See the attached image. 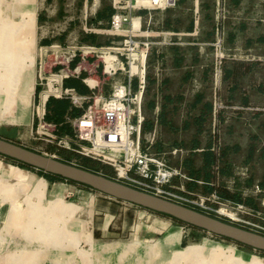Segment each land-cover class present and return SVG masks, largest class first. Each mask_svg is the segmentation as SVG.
Segmentation results:
<instances>
[{
  "label": "crops",
  "instance_id": "1",
  "mask_svg": "<svg viewBox=\"0 0 264 264\" xmlns=\"http://www.w3.org/2000/svg\"><path fill=\"white\" fill-rule=\"evenodd\" d=\"M228 2L233 7V16L224 22L223 34L225 47L235 56L225 60L219 97L231 108L240 109L234 112V121L228 126L221 118L223 115L212 113V105L202 92L193 93L194 100L188 105L189 81L194 75L199 80L205 75L202 67L195 68V64L209 52L206 44L213 38L210 5L214 7V0H180L172 9L153 11L150 13L153 24L149 27L146 11L132 19L133 32L152 35L151 63L145 74L141 105L144 115L142 130L144 133L158 130V136L156 140L147 139L143 146L150 144L151 148L155 147V152H161L165 145L187 144V156L182 150L170 159L189 178L203 182L201 185L186 182L189 190L201 187L205 192L216 191L214 187L223 185L224 178L232 175L229 173L233 165L231 159L236 161L243 157L244 163L250 161L254 142L264 141V0ZM112 12L109 0H8L5 3L0 0V73L8 80L12 72L15 75L23 58H27L32 67L34 41L41 47L52 42L98 46L110 43L112 39L128 40L132 36L130 33L128 36L110 35ZM162 34H168V37ZM242 54L249 55L250 60H241ZM78 61L76 58L69 67L76 68ZM87 62L88 69L99 65L91 58ZM106 64L108 69L109 63ZM6 70L9 74L3 73ZM96 70L98 73L92 78H87L84 71L70 77L80 80L85 87L80 94H88L87 84H101L103 92L110 93V89L104 86L109 78L101 74L100 66ZM30 76L33 80L35 71L34 75L31 71ZM31 82L34 91V80ZM136 82L134 78V87ZM3 83L0 82V87L6 90L7 82ZM24 83L18 85L15 82L10 88H14V94L19 93ZM33 91L26 103L20 100V96H15L9 113L12 121L0 122V137L8 140L29 137L26 128L39 126L38 121L46 112V106L38 102V88L36 95ZM4 94L0 92V100ZM205 126L211 130L202 140L203 149L199 150V136ZM193 127L188 138V128ZM50 129L54 136L59 135L56 127ZM22 132H26L25 135L22 136ZM260 148L261 154L257 158L263 161V172L257 176L254 170L252 177L247 182L245 179L243 184L258 181L264 187V145ZM196 149L199 157L193 154ZM36 173L31 168L0 159L1 264H128L131 257L133 261L129 264H162V259L165 263L168 257V264L188 261L185 258L173 262L176 253L189 245L180 251L176 247L186 236L194 239L192 234L197 231H185L182 224L171 218L97 191L90 192L92 190L86 186L65 180H48ZM241 186L237 183L236 190ZM69 195L77 197V201H67ZM248 203L254 205L252 200ZM134 240L138 245L130 248L129 243ZM203 249L202 246L198 258L191 259L208 264L209 254ZM223 252L230 255L228 259L232 262L228 264H250L255 258L264 264V259L237 247L226 248ZM19 253L24 254L19 261L13 262Z\"/></svg>",
  "mask_w": 264,
  "mask_h": 264
},
{
  "label": "built area",
  "instance_id": "2",
  "mask_svg": "<svg viewBox=\"0 0 264 264\" xmlns=\"http://www.w3.org/2000/svg\"><path fill=\"white\" fill-rule=\"evenodd\" d=\"M179 1L110 0L113 12L109 20V33L114 37L124 34L128 36L131 34L129 32H133L131 25L133 15L146 11L148 16H150L153 11L174 8ZM213 9V40L209 42V45L213 48L214 86L219 89L218 86L223 75V64L226 59L234 57L235 54L229 53L224 42L223 24L229 14L228 0H214ZM127 26H130V28ZM136 43L124 40V44L136 45ZM141 44L144 47H148V43ZM40 48L45 54L41 59V70L38 75V85L40 86L37 95L38 102L42 106H46L50 98L67 99L71 108L81 110L78 116H72L69 112L64 116L63 123L71 127L72 135L62 134L58 136H54L51 132L50 128H55L56 126L45 121V113L43 112L38 124L45 131L47 137L44 140L46 142L53 143L52 140L55 137L57 140L56 144L59 147L75 153L80 161L86 158L91 161H97L102 166L111 167L112 177L109 178L115 181L178 204L187 206L184 203L188 202V207L193 209L197 207L201 210L213 211L215 214L227 219V222L232 225L246 229L243 226L244 224L249 226L246 230L262 234L260 232L264 231V225L259 224V221L256 223L254 220L246 219L247 216H250L251 218L264 220V211H261L259 207L247 203L248 199L242 197H240V201L222 198L215 190L207 192L206 196H197L199 200H194L196 197L191 192L188 193V198L178 195L185 187L183 183L175 186L176 180L178 182L185 180L194 181L199 185L203 184L202 181L189 178L179 167L171 164L170 157L178 154L181 150L173 148L168 152H153L150 144L142 146L141 128L144 118L141 112V105L146 85V54L144 51L136 53L140 58H136L135 62H133L135 65L134 71L131 70L130 64L128 66L127 63L131 72L127 76L123 74L124 80L115 81L109 94L103 92L101 84H87L89 87L88 94H80L74 88L64 87V80L78 76L81 71L87 73V78L96 76L98 64H96L95 69H88L86 64H88L87 60L90 57L101 50L107 52L106 54H114L113 58H111V66L108 69H106V63L103 60L104 65L101 74L104 77L108 78V76L115 75L117 71H123V63L117 59V54H122V49H115L113 46L98 47L90 43L74 44L73 42L66 44L52 42ZM128 50L133 49L129 48ZM76 58H79L77 67L71 69L69 66ZM46 65H48L47 69L45 68ZM132 78L137 79L135 87L133 86ZM219 108H222V106L218 103L213 109L216 112ZM43 154L47 155L46 153ZM50 157L57 158L55 155ZM76 162L71 161L68 163L78 166ZM248 171L249 168L247 167L236 168V172L233 174L235 177H229L230 179L221 186L231 194L238 192L239 196H244L246 192H250L253 197H258V201L264 207V194H262L261 186L257 183L247 186L243 184L246 179L244 176L248 174ZM237 183L242 184L241 189L238 191L236 190ZM211 185L213 186L214 184ZM213 203L219 204V207L212 209ZM202 213L211 216L208 212ZM251 228L260 230V232Z\"/></svg>",
  "mask_w": 264,
  "mask_h": 264
},
{
  "label": "rangeland",
  "instance_id": "3",
  "mask_svg": "<svg viewBox=\"0 0 264 264\" xmlns=\"http://www.w3.org/2000/svg\"><path fill=\"white\" fill-rule=\"evenodd\" d=\"M1 2L5 3V2H8V0H1ZM110 5H111V2H110ZM205 9H208V6H206ZM210 9H211V11H210L211 14L213 15L214 14V9H213V7H211V5H210ZM212 9H213V11H212ZM232 9H233V7H232L231 3L229 2V14H228L227 19H229L231 16H233L232 15ZM133 16L135 17V15H133ZM147 20H146V24L149 27V26H151L153 24L151 16H148ZM128 28H130V26ZM142 32L143 31H141V32H136V31L129 32V33L132 34V36L130 38H127V39L129 41L137 42L136 45L124 44V40H125L124 38L123 39H120V38L112 39V40H110V43L98 45V47L99 46H101V47L113 46V48H115V49H117V48L122 49L121 50L122 54H117V59L120 60L123 63L124 70L123 71H117L115 75L108 76L109 79L105 80V85H104V86H107V89H111V86L114 84L115 81L121 80L120 78L123 76L121 74H124V75L127 76L128 73L131 72L130 68H131L132 71L135 70V65H134V63H131V62H135V61H132V56L133 55H135V58H140L139 55H137L138 57L136 56L137 52H139V53L141 51L145 52V54H146V56H145V74L148 73L149 65L151 63V56H152V54H151L152 49H151V44H150V42L152 41V35H150L151 36L150 37L149 35L147 36L146 34H140ZM162 35H165V36L168 37V34H162ZM212 40H213V38L211 39L210 42H212ZM111 42H112V44H111ZM224 42H225V38H224ZM34 43L35 44L33 46V58H34L33 59V66L30 67L29 66L30 65L29 61H27L28 59L27 58H23V61H22L21 65L18 66V69L15 71L14 74L17 77L16 83L18 85H20L22 82H26L27 80H31V81L34 80V91L33 92H34V95H36L37 94L36 93L37 92V88H38V90H40V86L38 85V83H39L38 75H39V71L41 70V68H40V66H41L40 63L42 61L41 59H42V57H43V55L45 53L40 48L39 44L36 45L35 41H34ZM141 43H148V47H144V45H142ZM206 45L209 48V52L207 51L205 54H203L202 58H199L198 62L195 64V68H199L201 66L202 67L201 69L205 71L204 79H202V80L200 79L199 80L198 78H195L196 75H194V78H192L189 81V83H188V85H189L188 86V105L194 100V94L193 93L202 92L205 95L204 97H206L210 101V103L212 105V113L214 112L215 116H219V115L222 116L223 115L221 118L223 119L224 124L228 126L234 121V118H235L234 112L238 111L240 109L231 108L229 106L230 104L224 103L221 100V98L219 97V91H221L219 89L222 88L221 86H222V81H223V75H222V78H221L220 85L218 86L219 89H216L215 86H214V77H213V68H214L213 48L209 45V42ZM129 48H131L133 50H128ZM106 53L107 52H105L104 50H101L96 55H93L92 57H90L91 59H93L95 61L97 60V62L99 63L98 66H100V72L103 71V65H104L103 60L106 57H109L111 59V58H113V55H114L113 53H108V54H106ZM24 56H26V55H24ZM241 58H243L241 60H246V59L248 60L249 59V55H243L242 54ZM127 63H128V66L130 64V68L127 66ZM11 65L13 66V64H11ZM10 68H12V67H10ZM45 68L47 69L48 65H46ZM224 68H225V62L223 64V74H224ZM31 71H33V75H34V71H35V77H33V80L30 79V78H32L30 76L31 75ZM194 71H195V69H194ZM3 73L9 74L8 70L4 71ZM1 74L2 73H0V82L1 83H2V81H4V82L9 81L10 75L8 76V80H6L7 79L6 76L4 74H2V76H1ZM132 79H134V78H132ZM218 103L222 106V108H219V110H217L215 112L213 108ZM180 112H183V111H180ZM142 116L144 117V115H142ZM193 129H194V127L192 129L188 128V138L191 135V133L193 132ZM210 130H211V128L209 129L206 126L203 128L202 134L199 136V138L201 139V141H199V150L203 149L202 140L205 139V135ZM251 130L255 131V128L251 127ZM16 131H17V129H16ZM16 131H14V132L16 133ZM26 132H27V135L29 137H21V139H18V140H14L13 138H9V139L11 141H14V142H16V143L28 148V149L37 151L39 153H46L48 156L55 155L57 157V159L65 161V162H71V161L72 162L73 161L76 162V161H78V162H76L77 165L82 167V168L84 167L85 164H83V162L80 161V159L78 158V156L75 153H73V152H71V151H69L67 149L61 148V147H59L56 144L57 140L55 139V137L52 140L53 143L46 142L44 140L46 135H45V131H43V127L42 126H38L36 124L32 128H26ZM26 132H22V136L25 135ZM1 133L2 132H0V134ZM157 136H158V130H156V132H155V130L151 129V130L146 131L144 133L142 128H141V144H142V146H143V143L147 139L154 138V140H156ZM185 145L184 144L182 146L165 145L164 146L165 148L161 152H168V151H170L173 148H177V149H179L181 151L183 150V152H184L183 155L187 156L189 149L187 147V144H185ZM263 145H264V141L263 140L254 142V151H253V155H252L253 158H251L250 161H248V162L244 163L243 162V159H244L243 157L238 159V160H236V161H233L231 159V162L233 163L232 167L229 169V173L232 172L231 176L235 177L233 175V173L236 172V168H240V167L249 168L248 174L246 176H244V178H246V182H247V179H250L252 177V175L254 174V170H256L257 176H260L262 174V172H263V167H262L263 161H262V159H259L257 157L261 154L260 153L261 152V148L260 147H262ZM188 146H189V142H188ZM154 148L155 147L151 148V150L153 152H155ZM198 152H199L198 149H196L195 152L193 153V154L196 155L195 157H197V156L199 157V154H196ZM190 154L193 155L192 153H190ZM0 159L4 160L6 162L14 163L13 161H11L12 159L6 158V157H4L2 155H0ZM171 164L173 166H177V165L173 164L172 161H171ZM89 166L93 167V170H92L93 172L103 174L104 176H107V177H112L111 176L112 168L109 167V166H106L107 169L105 170V169L102 168L103 166L97 161L90 162ZM31 170L34 173H36V172L39 173V171L36 170V169L31 168ZM39 175L40 174H38V176ZM224 179L226 181H228L230 178H228L226 176V178H224ZM183 182H184L183 185H184L185 188H184L183 191H180L182 193L179 192L178 195L185 196L186 198H188V193L191 192V193L194 194V197H196V199H194V200H199V198H197V196L201 197V196H206L207 195V192H205L204 189H202L201 187L197 188L195 190H192V189L189 190L185 186V183L188 182V181L184 180ZM251 183L252 184H256L257 183V184H259L261 186V184L258 181H252ZM178 184H180V183L179 182L176 183L175 186H178ZM223 184H225V182H223ZM82 186H84V185H82ZM244 186H247V184L244 183ZM87 188H89V187H87ZM260 188L262 190V194H264V187L261 186ZM90 192H95V190H92ZM240 194H243V193H240ZM240 197H242L244 199L252 200L254 202L255 206L259 207L261 211H264V207L261 206L260 202L258 201V197H253L252 193L246 192L244 196L242 195ZM66 200L67 201H71V202L72 201L75 202V201H77V197H75L73 195H69V197L66 198ZM184 204H186L188 206V202H186ZM218 207H219V204L213 203L211 208L212 209H217ZM142 209H144V208H142ZM195 209L200 211V212L201 211L202 212H208L211 216H213L215 218H218L221 221L227 222V219L221 217L220 215L215 214L213 211H208V210H203V209L201 210L200 208H197V207ZM221 211H224V210H221ZM163 216H165L167 218H171V217L166 216V215H163ZM171 219L174 220L175 222H177L178 224H181V222L176 221L173 218H171ZM246 219L254 220L256 223H258V221H259L260 222L259 224L264 225V220H260L259 218H251L250 216H247ZM239 225L241 226V224H239ZM182 226H183L185 231H189V229H191L190 227H188L186 225L182 224ZM243 226L246 227V229L249 228V226H246L244 224H243ZM251 229L257 230L255 228H251ZM196 231H197V233L192 234V236H195V238L192 239V238H189L190 236H188V237L186 236L185 239L180 244V246H179L180 248L178 246L176 247L178 249L177 251H180L184 247H187L188 245H191V244H198L199 246L201 245V246L204 247L203 250H206L208 252V254H209V261L207 260L208 264H228V263L232 262V260L228 259V258H230V255L228 253H224L223 252V250H225L226 248L228 249V248H231V247H237L242 252H245V253H247L249 255H253L254 257H258L260 259H264V252L255 251L252 248H249V249L248 248H244L241 245L236 244L233 241H230L228 239H224V238L209 234V233H207L205 231H202L200 229H197ZM257 231L260 232V230H257ZM260 233H262V235H264V231H261ZM161 235H164V234H161ZM159 237H161L159 239H162V236H159ZM132 242H134V241H132ZM212 252H214V255H211ZM200 253H201V251L196 255L197 257H195V258H198ZM23 254L24 253H19V254L15 255V257L13 258V262L19 261L20 258H21V255H23ZM231 255H232V253H231ZM168 258L165 259V263H164V260L162 259V264H168L166 262L168 260ZM129 259H130L129 262L127 261L128 264L131 261H133L132 257L129 258ZM194 259L188 258V261L182 260L180 262V264H201L199 262V260L197 261V260H194ZM246 261H248V260H246ZM257 261L259 263L263 264L259 260H257ZM152 264H154V263H152ZM241 264H247V263L243 262Z\"/></svg>",
  "mask_w": 264,
  "mask_h": 264
},
{
  "label": "water",
  "instance_id": "4",
  "mask_svg": "<svg viewBox=\"0 0 264 264\" xmlns=\"http://www.w3.org/2000/svg\"><path fill=\"white\" fill-rule=\"evenodd\" d=\"M0 155L68 182L84 185L118 201L169 216L183 224L264 252V235L221 221L188 206L133 188L107 176L28 149L0 137Z\"/></svg>",
  "mask_w": 264,
  "mask_h": 264
},
{
  "label": "trees",
  "instance_id": "5",
  "mask_svg": "<svg viewBox=\"0 0 264 264\" xmlns=\"http://www.w3.org/2000/svg\"><path fill=\"white\" fill-rule=\"evenodd\" d=\"M63 84H64V87L74 88L79 93H82L83 91H85V87H83L81 81L78 80V79L67 78V79L64 80ZM68 112L72 116H78L81 113V110L77 109V108H71L70 102L67 99L50 98L47 101V103H46V112H45V115H44V119H45V121H47L49 123H52V124H54L56 126V131H57V133L59 135H61V134L72 135L71 127L69 125L63 123L64 116ZM11 161H13L17 166H20L22 168L30 169V167L25 165V164L19 163V162L15 161V160H11ZM82 162H83V164H85L84 167H83L84 169H87V170H90V171L93 170V167L89 166V163L92 162L91 160L83 158ZM102 168L105 169V170L107 169L106 166H103ZM39 173L42 176H44L45 178H47L48 180H65V179H63V178H61L59 176L47 174V173H44L42 171H39ZM216 187H214L216 189V192L222 198L232 199V200H235V201H240L241 200L238 192L230 194L221 185L216 186ZM247 203H248V200H247ZM181 224H183V223H181ZM183 225H186V224H183ZM186 226L190 227L194 231H196L198 229V228H195V227H192V226H189V225H186ZM193 237H195V236H193ZM242 247L249 249V247H245V246H242Z\"/></svg>",
  "mask_w": 264,
  "mask_h": 264
},
{
  "label": "bare ground",
  "instance_id": "6",
  "mask_svg": "<svg viewBox=\"0 0 264 264\" xmlns=\"http://www.w3.org/2000/svg\"><path fill=\"white\" fill-rule=\"evenodd\" d=\"M106 58H108V59H106ZM106 58H105L106 61H107L106 63H109L108 65L110 67L112 61H111V59L109 57H106ZM135 60H136L135 55H133L132 56V61H135ZM131 63H133V62H131ZM9 64L11 65L12 62L9 61ZM86 66H88V65H86ZM11 67L13 68L12 65H11ZM109 67H107V68H109ZM10 71H11V69H10ZM12 73L10 74L9 81H7V83H6L8 85L7 89L3 90L0 87V92H4L5 93L4 97L2 96L3 99L0 100V122H5V121L6 122H11L12 121V119L9 117V113L13 109L15 96H20V98H21L20 100L23 103H26L28 101V99H29V95L33 91V83L30 80H28V81H26V84L25 83L23 84V87H22L21 91L19 93L14 94V88H10V87L15 86L16 76L13 75ZM1 76H2V74H1ZM3 82L4 81H2V83ZM90 82H92V81H90ZM48 231H52V230L48 229ZM169 240L171 241V239H169ZM137 245H138V242L136 240H134V242L129 243V247L130 248L136 247ZM201 248H202V246L199 247V246H196V245H189L184 251L176 253V255L174 256L173 262H178L180 259H185V258H194L201 251L200 250ZM250 264H261V263H259L257 261V259L255 258V259H253L250 262Z\"/></svg>",
  "mask_w": 264,
  "mask_h": 264
}]
</instances>
